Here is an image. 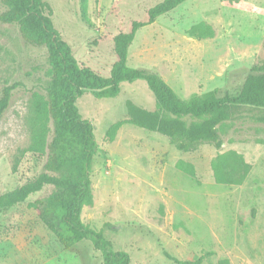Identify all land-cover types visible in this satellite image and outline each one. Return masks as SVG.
Wrapping results in <instances>:
<instances>
[{"label": "rangeland", "instance_id": "374dc122", "mask_svg": "<svg viewBox=\"0 0 264 264\" xmlns=\"http://www.w3.org/2000/svg\"><path fill=\"white\" fill-rule=\"evenodd\" d=\"M62 39L83 65L106 75L114 60L111 36L126 30L158 0H45ZM5 6L0 0V14ZM200 21L214 35L196 38ZM127 66L159 75L182 99L217 89L237 93L254 65L264 64V0H185L139 28ZM47 50L28 43L14 23L0 21V94L12 86L0 116V194L35 177L45 156L29 149L32 94L44 93ZM127 99L152 108L155 97L142 79L121 82L114 97L85 91L77 104L97 140L90 179L91 205L81 220L106 234L116 249L141 264H264V123L252 113L223 124L222 146L202 143L177 150L167 136L123 123ZM234 150L251 166L240 184L218 182L212 162ZM51 186L0 213V264H100L85 240L65 249L30 202Z\"/></svg>", "mask_w": 264, "mask_h": 264}, {"label": "trees", "instance_id": "16d2710c", "mask_svg": "<svg viewBox=\"0 0 264 264\" xmlns=\"http://www.w3.org/2000/svg\"><path fill=\"white\" fill-rule=\"evenodd\" d=\"M184 1L158 0L142 16L132 19L126 30L113 34L110 40L114 60L108 73L102 75L75 58L53 24L52 8L47 1L2 0L5 10L0 21L16 24L25 41L46 48L48 78L44 93L32 94L29 146L45 156L44 164L35 177L0 194V213L51 186L48 194L36 198L30 206L65 249L87 240L101 253L100 264H141L133 261L127 251L114 247L106 234L109 224L95 230L81 220L83 207L93 202L90 172L97 148L93 124L82 116L77 104L83 93L89 90L96 97H114L121 82L144 80L155 97L154 107L127 99L124 117L114 128L129 123L157 132L183 152L194 151L202 143L219 149L223 124L241 118L243 113H252L255 121L264 123V64L251 68L237 93H219L214 89L188 99L180 98L156 73L127 66L128 47L137 30ZM188 31L199 39L214 35L212 26L204 21L193 24ZM11 89L12 86H5L1 91L0 116L9 104ZM212 166L215 179L225 184L242 183L251 168L234 150L216 156ZM164 254L179 264L201 263V258L179 260ZM219 264H228V260L221 259Z\"/></svg>", "mask_w": 264, "mask_h": 264}]
</instances>
